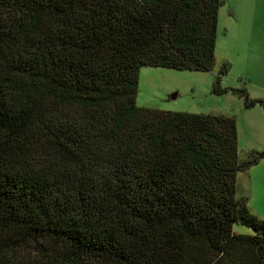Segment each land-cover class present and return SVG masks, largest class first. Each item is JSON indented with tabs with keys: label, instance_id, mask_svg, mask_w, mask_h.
<instances>
[{
	"label": "trees",
	"instance_id": "trees-1",
	"mask_svg": "<svg viewBox=\"0 0 264 264\" xmlns=\"http://www.w3.org/2000/svg\"><path fill=\"white\" fill-rule=\"evenodd\" d=\"M223 4L0 0V264H264L236 190L264 150L239 161L232 117L136 105L143 66L213 70Z\"/></svg>",
	"mask_w": 264,
	"mask_h": 264
},
{
	"label": "rangeland",
	"instance_id": "rangeland-1",
	"mask_svg": "<svg viewBox=\"0 0 264 264\" xmlns=\"http://www.w3.org/2000/svg\"><path fill=\"white\" fill-rule=\"evenodd\" d=\"M223 1L219 9L213 70L193 72L143 66L139 70L136 105L164 112L234 118L238 159L242 162L250 152L264 150L260 145L264 137L263 106L257 103L247 108L243 97L233 92L243 90L249 100L264 101V0H250V14L246 12L249 0H235L240 6L238 18L242 25H238L240 31L231 39H224L220 32L221 15L230 13L231 6V1ZM248 21L250 28L246 27ZM224 63L229 65V69L226 75L221 76L219 85L227 91L218 93L214 91V84ZM236 190L237 197L245 199L249 211L263 219L264 158L249 170L237 173ZM232 231L238 235L254 234L251 228L239 223L233 224ZM30 252L28 249L25 253L30 255Z\"/></svg>",
	"mask_w": 264,
	"mask_h": 264
},
{
	"label": "crops",
	"instance_id": "crops-1",
	"mask_svg": "<svg viewBox=\"0 0 264 264\" xmlns=\"http://www.w3.org/2000/svg\"><path fill=\"white\" fill-rule=\"evenodd\" d=\"M231 1V6H230V13H222V27L220 29V32H222V36L224 39L226 38H233L235 37L238 32L240 31L238 25H242L240 20H239V15H240V6L236 5L235 0H227ZM247 14H250V0L249 4L246 9ZM231 14V17H230ZM218 17L220 18V12H218ZM247 28H250V22L248 21L246 24ZM217 30H218V25H217ZM224 42V41H223ZM215 54H216V43H215ZM224 60V58H223ZM260 145L264 148V137L260 141Z\"/></svg>",
	"mask_w": 264,
	"mask_h": 264
},
{
	"label": "water",
	"instance_id": "water-1",
	"mask_svg": "<svg viewBox=\"0 0 264 264\" xmlns=\"http://www.w3.org/2000/svg\"><path fill=\"white\" fill-rule=\"evenodd\" d=\"M172 99H174V96H172Z\"/></svg>",
	"mask_w": 264,
	"mask_h": 264
}]
</instances>
